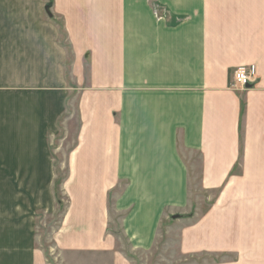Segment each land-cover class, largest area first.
<instances>
[{"label":"crops","instance_id":"0c3cea01","mask_svg":"<svg viewBox=\"0 0 264 264\" xmlns=\"http://www.w3.org/2000/svg\"><path fill=\"white\" fill-rule=\"evenodd\" d=\"M243 65L254 84L232 91ZM70 99L80 122L58 249L130 264L108 232L112 209L136 258L175 216L176 264H264V0H0V200L7 184L20 191L0 226L30 219V257L39 161L53 177L49 139ZM88 160L97 167L81 178ZM55 203L50 193L42 207Z\"/></svg>","mask_w":264,"mask_h":264},{"label":"rangeland","instance_id":"374dc122","mask_svg":"<svg viewBox=\"0 0 264 264\" xmlns=\"http://www.w3.org/2000/svg\"><path fill=\"white\" fill-rule=\"evenodd\" d=\"M61 40H63V38H61ZM244 66L247 65L235 67L234 70ZM254 80L255 79L253 78L251 81L253 84ZM252 83L250 85H252ZM69 103L70 104H68L67 111L62 115H59L57 119L59 134H56L55 138L49 139V147L54 164L53 177L50 174H46V169H44L45 166L41 163V160L39 161L40 175L38 177L37 184L39 186L38 207H40V209L38 208V211L33 213L34 218H36L38 221V235L35 236L33 245L36 246L35 248H38L37 250L39 251V255L36 256V254H34L32 257H30V239H27L26 235L24 234V230L31 231L34 229V227L31 225L29 218L25 221V218H22L21 221H23V223L21 226L18 225L17 229L15 227L8 226V224H6L4 227L0 226V264H112V256H110V253L108 252L90 251L88 253H77L78 251L60 250L51 240L53 230L60 221V218L64 213L65 206L67 205V200L62 192V188H64V184L67 181V170L65 165L66 155L74 146V141L78 132V124L80 122L75 106V100L70 99ZM75 151L76 149H72L71 153ZM96 165V160H92L90 164L89 160L86 161L83 166H80V177H91V175L94 173L92 171H95L97 167ZM51 178L52 182L50 184L49 181ZM75 187L76 190H80L81 193H85V190L88 189V186L82 185L81 188L79 184H77ZM122 187L120 186V189ZM196 189L197 177L196 175H190L188 177L189 194H194L197 191ZM50 193L53 195L54 201L56 202V207H58L57 210L53 212V214L51 211H47L44 209V207H42H46L47 195ZM15 194L16 191L14 188L12 190V187L7 184L6 197H2L0 200V216L6 217L7 219L14 218L16 215V205L14 203ZM17 194H20V191H17ZM19 212L20 208L18 207L17 213ZM120 217L121 215L114 214L112 209H110L111 221L108 232L113 230L116 236H118L116 250L122 254H125V256L129 259L128 261H130V264H176L175 249L173 245L174 243L165 237V233L167 231L173 232L174 229L172 220H176L177 217H170L171 220L168 222L167 220L162 221L161 228L163 238L161 242L156 246L152 253H148V255H140L138 258L130 255L128 244L124 239L120 238ZM14 236L19 237V239H16ZM19 244L23 245L25 250L24 256H17L15 254V247ZM160 252H162V254H159ZM128 255L134 259L129 258ZM193 261L197 262V258L189 259L188 262H180L179 264H192Z\"/></svg>","mask_w":264,"mask_h":264},{"label":"built area","instance_id":"2783aa9c","mask_svg":"<svg viewBox=\"0 0 264 264\" xmlns=\"http://www.w3.org/2000/svg\"><path fill=\"white\" fill-rule=\"evenodd\" d=\"M256 77V69L253 65H247L232 70L229 87L237 92L245 91Z\"/></svg>","mask_w":264,"mask_h":264}]
</instances>
